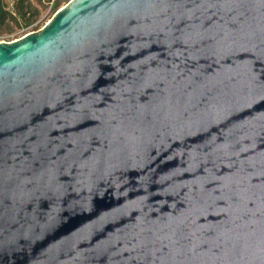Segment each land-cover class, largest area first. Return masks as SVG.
Wrapping results in <instances>:
<instances>
[{
    "label": "water",
    "instance_id": "water-1",
    "mask_svg": "<svg viewBox=\"0 0 264 264\" xmlns=\"http://www.w3.org/2000/svg\"><path fill=\"white\" fill-rule=\"evenodd\" d=\"M0 264H264V0H69L0 41Z\"/></svg>",
    "mask_w": 264,
    "mask_h": 264
},
{
    "label": "rangeland",
    "instance_id": "rangeland-1",
    "mask_svg": "<svg viewBox=\"0 0 264 264\" xmlns=\"http://www.w3.org/2000/svg\"><path fill=\"white\" fill-rule=\"evenodd\" d=\"M69 0H0L6 12L0 20V41H10L41 28L53 13ZM24 15H18L16 8Z\"/></svg>",
    "mask_w": 264,
    "mask_h": 264
},
{
    "label": "trees",
    "instance_id": "trees-1",
    "mask_svg": "<svg viewBox=\"0 0 264 264\" xmlns=\"http://www.w3.org/2000/svg\"><path fill=\"white\" fill-rule=\"evenodd\" d=\"M21 9L22 8L19 7V8H16L15 11H16V13H18V15L23 16L24 15V12H22ZM5 13L6 12L2 9V6L0 5V20L3 19Z\"/></svg>",
    "mask_w": 264,
    "mask_h": 264
},
{
    "label": "built area",
    "instance_id": "built-area-1",
    "mask_svg": "<svg viewBox=\"0 0 264 264\" xmlns=\"http://www.w3.org/2000/svg\"><path fill=\"white\" fill-rule=\"evenodd\" d=\"M23 35H24V34H23ZM21 36H22V35H21ZM21 36H20V37H21Z\"/></svg>",
    "mask_w": 264,
    "mask_h": 264
}]
</instances>
